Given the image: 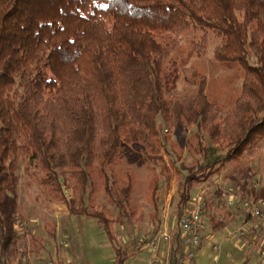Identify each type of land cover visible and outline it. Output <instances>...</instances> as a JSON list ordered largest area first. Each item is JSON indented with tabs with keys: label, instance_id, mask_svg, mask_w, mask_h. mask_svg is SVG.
<instances>
[{
	"label": "trees",
	"instance_id": "1",
	"mask_svg": "<svg viewBox=\"0 0 264 264\" xmlns=\"http://www.w3.org/2000/svg\"><path fill=\"white\" fill-rule=\"evenodd\" d=\"M190 30L198 35L187 39ZM208 37L217 63L243 71L231 106L210 100L205 77L190 66ZM181 79L195 85V93L176 94ZM173 130L176 141L167 135ZM177 136L192 159L186 174L175 171L170 213L177 222L192 202L204 200V192L192 198L193 191L222 170L240 198L264 199V184L254 188L248 163L264 155V0H0V260H19L28 238L33 251L42 249L31 231L15 227L16 218L26 220L18 201L22 167L46 203L94 220L112 245L113 264H127L138 249L134 236L120 246L112 226L119 219L132 227L135 181L111 172L124 145L142 156L158 143L179 160ZM153 156L142 159L159 167L160 182L169 187L168 166ZM92 167L104 196L97 206ZM227 220L210 215V233ZM169 234L175 264L177 224Z\"/></svg>",
	"mask_w": 264,
	"mask_h": 264
},
{
	"label": "rangeland",
	"instance_id": "2",
	"mask_svg": "<svg viewBox=\"0 0 264 264\" xmlns=\"http://www.w3.org/2000/svg\"><path fill=\"white\" fill-rule=\"evenodd\" d=\"M197 35L198 33L190 30L188 31L187 39L196 37ZM212 38L213 37H208V43L202 56L192 57L190 66L194 67L200 75L205 77V93L210 100H218L231 106L241 93V84L244 74L243 71L237 67L226 68L213 59L212 52L215 41ZM250 63H252V58H250ZM195 91V85L187 84L182 79L179 81L176 88V94L179 95L193 94ZM161 134L163 136L165 132ZM174 134H178L177 130L168 132L167 135L168 137L170 136L173 141H176V136ZM179 137L180 136H177V141H179L180 144H176L173 150L181 154L180 161L175 159V153L173 154L169 147H166L167 151L164 153L163 148L160 147L158 143L155 144L153 148L146 149L142 154L144 157L147 153H154V159L156 157H162L163 163L168 166L171 174L169 187H166L164 182H160L162 174L158 172L160 169L157 165L144 161L142 156H139L140 151H138L136 147L131 145L123 146L121 160L113 168L114 172L111 173L114 174L113 176H115L116 179H123L125 175L129 174L131 179L135 181L132 196L137 216L131 228L128 227L129 225L124 220L120 221L116 219L117 221L113 224L112 230L118 245L123 246V244H128L129 241L126 240L125 242V239L126 237L128 239L132 238V236H134L132 232H135L137 236L153 234L155 226L151 221L153 208L152 194L158 182H160L157 186L162 204L159 213V216L161 214L159 217V219L161 218L159 227H167L169 232L170 227H174L177 224V218L170 213V208L166 209V206H168L170 202L172 204L174 179L176 176L175 171L180 169L183 175L186 174V169L191 166L192 161L190 154L181 146L184 138ZM171 144L174 145L175 142H171ZM250 161L252 172L255 173V171L259 169L256 175L262 176L261 181L262 184H264V155L263 157L252 158ZM89 170L91 171L93 184L96 187L93 195V204L97 206L103 201L104 196L100 191L98 173L95 172L93 167L89 168ZM18 175V201L25 211V229L27 228L37 239H40L42 245L41 250L33 251L28 238L27 249L20 254V260L24 261L25 264H113L114 252L112 245L107 241L101 227L94 220L86 219V217L83 216H67V213H62V211L58 209V206L62 205L61 203L48 204L42 199V194L40 188L38 189L37 182H35L34 178L29 177L22 167L18 170ZM217 176L216 182L209 184L204 183L192 193V198H195L194 196L196 194L198 197L201 193L203 195L204 192V200H200L197 205L201 208H206L203 218L206 222V229L208 232H211L208 222L210 215L213 214L218 220L225 218L228 211L233 210V207H240L245 199L242 197L240 202L235 203L234 200V204H229V196L237 194L236 186L232 185L228 191V185H223L221 172L218 173ZM223 188L226 190H223ZM203 201L207 203V206H204ZM90 203H92V200ZM194 204H196V202H194ZM239 210L244 213L241 207ZM259 221L260 220H255L253 217V223L258 225ZM52 228L55 229V236L51 234ZM226 233H228V230L222 229L217 239L223 237ZM126 234H129L130 237ZM182 248L183 245L181 243V250ZM136 250L138 252L135 251V253H137L127 261V264H143L139 258H144L145 254H143V252L145 250ZM164 251L163 249L161 252L163 257H165ZM137 254L138 258L136 257ZM218 264H223L221 259H219Z\"/></svg>",
	"mask_w": 264,
	"mask_h": 264
},
{
	"label": "crops",
	"instance_id": "3",
	"mask_svg": "<svg viewBox=\"0 0 264 264\" xmlns=\"http://www.w3.org/2000/svg\"><path fill=\"white\" fill-rule=\"evenodd\" d=\"M248 163L250 165L251 161L248 160ZM228 167L229 166H226V168ZM258 170L255 171L253 180L259 182L261 186L262 176L256 175V172H259ZM224 174L225 170H222L221 179L224 186L228 185L227 190L229 191L234 183L229 181V179H226ZM216 177H218L217 174L212 178L210 183L216 182ZM235 188L237 194H233L232 197L235 200V203H238L240 202L241 198L239 197V188L237 186ZM223 190L226 189L223 188ZM194 197H197V194ZM240 207L238 208L240 209ZM238 208L233 207V210H227L228 212L225 218L228 219V222L223 229L228 230V233L224 234L223 237L217 239V236H219L218 234L221 230L215 233H210L207 231V229L204 230L200 245L194 248L195 257L192 261V264H208L212 260H216L218 264L219 259L222 260L223 264H254L260 244L264 239V220H260L259 224L257 225L256 223H253V217L251 215L243 213ZM58 209H60L62 213H67L68 216L65 206H58ZM254 219L256 220V218ZM213 246L216 247L215 251L212 249ZM143 254H145L144 258L141 257L139 259L141 263L145 264L150 253L145 250ZM136 257L138 258V254Z\"/></svg>",
	"mask_w": 264,
	"mask_h": 264
},
{
	"label": "built area",
	"instance_id": "4",
	"mask_svg": "<svg viewBox=\"0 0 264 264\" xmlns=\"http://www.w3.org/2000/svg\"><path fill=\"white\" fill-rule=\"evenodd\" d=\"M254 188H259L260 183L254 180ZM200 201V199H199ZM198 201V202H199ZM189 205L185 212L179 217L177 222V227L179 229L181 243L184 248L178 253L175 264H192L195 257L194 248L198 247L201 243V239L206 229V224L203 221V209L197 205V203ZM229 204H234V199L231 196L229 198ZM166 206V205H165ZM171 202L167 208H170ZM241 208L245 213L250 214L257 220H264V199L254 200L252 197L245 198L241 204ZM15 227L19 231L25 229V221L16 218ZM134 245L140 250L148 251L149 257L145 264H170L169 256V239L170 234L167 227H158L152 235H134L133 237ZM128 240V238H126ZM165 250V257L161 254L162 250ZM212 249L215 251L216 247L213 246ZM0 264H10L5 260L1 259ZM12 264H25L22 260H15ZM208 264H217L216 260H212ZM254 264H264V239L262 240L257 258Z\"/></svg>",
	"mask_w": 264,
	"mask_h": 264
},
{
	"label": "snow or ice",
	"instance_id": "5",
	"mask_svg": "<svg viewBox=\"0 0 264 264\" xmlns=\"http://www.w3.org/2000/svg\"><path fill=\"white\" fill-rule=\"evenodd\" d=\"M102 7H107V5H102Z\"/></svg>",
	"mask_w": 264,
	"mask_h": 264
},
{
	"label": "bare ground",
	"instance_id": "6",
	"mask_svg": "<svg viewBox=\"0 0 264 264\" xmlns=\"http://www.w3.org/2000/svg\"><path fill=\"white\" fill-rule=\"evenodd\" d=\"M30 245V244H29ZM171 258V257H170ZM34 264V263H33Z\"/></svg>",
	"mask_w": 264,
	"mask_h": 264
}]
</instances>
